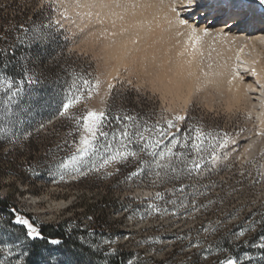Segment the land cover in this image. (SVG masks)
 Masks as SVG:
<instances>
[{
	"label": "rangeland",
	"instance_id": "rangeland-1",
	"mask_svg": "<svg viewBox=\"0 0 264 264\" xmlns=\"http://www.w3.org/2000/svg\"><path fill=\"white\" fill-rule=\"evenodd\" d=\"M77 11L74 0H0V50L14 47L16 58L27 56L28 49L18 42L24 29L44 28L52 36L46 47L31 49L32 60L27 63L41 81L32 93L36 107L27 128L30 135L15 143L0 140V197L10 199L17 212L39 231L43 228L46 232L64 221L69 230L84 231L78 238L89 258L94 255L104 260L103 253L114 249L130 252L134 262L147 264H218L228 256L239 264H264L263 249L253 247L264 235H258L264 232L258 223L264 219V179L257 175L264 171V135L256 136L255 146L245 154L259 128L251 102L238 96L228 78L217 82L207 79L216 65V59L207 55L199 60L194 76L177 75L174 61L182 46L177 40L182 42L184 37H176L175 28L147 40L127 33V48L121 46L116 52L115 25H108L100 16H85L76 25ZM49 24L51 28L44 27ZM239 71L245 76L242 82H249V70L241 67ZM75 74L93 82L98 78L100 86L91 99L74 107L73 113L81 114L88 108H107L112 114L123 110L149 125L160 121L164 127V117L186 115L182 128L194 123L205 130L227 132L237 141L235 151L220 160L211 173L166 183L154 184L148 175L126 180L138 167V161L132 159L119 165V172L110 177L101 172L61 179L47 166L72 151L68 142L75 134L68 133L73 122L60 117L58 109L60 89ZM109 83L114 87L106 96ZM181 185L185 186L182 192L178 191ZM156 192L164 193L165 200H176V204L155 200ZM181 200L185 207L179 206ZM149 203L167 211L147 215L144 209ZM241 230L243 236L235 235ZM17 238L30 254L31 245L37 253L27 264H45L50 254L61 264H99L68 249L60 240L52 244L56 239L42 234L26 240L22 225L0 224V242L11 244ZM197 243L198 247H192ZM226 244L233 246L234 254L225 249ZM245 256L249 259H241ZM3 259L0 257V264Z\"/></svg>",
	"mask_w": 264,
	"mask_h": 264
},
{
	"label": "snow or ice",
	"instance_id": "snow-or-ice-1",
	"mask_svg": "<svg viewBox=\"0 0 264 264\" xmlns=\"http://www.w3.org/2000/svg\"><path fill=\"white\" fill-rule=\"evenodd\" d=\"M113 7L122 8L126 12L129 5L121 4L119 0H74V8L85 10L84 14L87 16H92L94 9L99 10L96 12L97 16L107 10V15L122 19L120 13L112 11ZM130 7L135 9L140 5L132 4ZM169 10L175 14L169 20V24L175 27L176 37H184L182 42L177 40V44L182 45L176 52L174 61L177 75L185 73L189 77L195 75L199 60L204 55L202 51L204 38L212 35L210 30L212 25L216 23L221 25L215 33L214 40L223 39L224 41H227L228 33L233 27L241 25L264 27V0H173L169 5ZM183 12L188 13L189 16H183ZM80 14L81 12L77 11V15ZM196 17H201L203 23ZM44 27L51 28L52 26L49 24ZM110 35L115 34L110 33ZM51 40V34L44 31V28L34 27L31 30L24 29V36L18 38L19 44L28 49L27 56L16 58L14 47L0 50V140L15 143L20 139H27L30 135L27 128L31 124L36 107L32 93L35 91L34 86L40 84L41 81L27 67V63L32 60L31 49L34 46L44 48ZM130 42L135 44L136 40L132 39ZM261 43H264V38H261ZM240 52H243V47ZM20 60H24V63L21 64ZM245 63L247 62L242 61L238 53L236 63L231 66V77L228 80L230 85L234 80H244L239 70ZM251 63L255 64L257 61L252 60ZM17 66H19V74L13 75L10 69H16ZM200 71L203 72L202 69ZM251 71L254 75L256 74L255 68ZM99 86L98 78L93 82L82 74H75L71 82L60 89L61 106L58 114L73 122V128L68 135L75 134V138L68 142L72 148L70 154L57 158L53 164L47 166L49 169L54 168L61 179L65 175L76 178L89 173L101 172L104 176L110 177L119 172V165L132 159L138 161V167L125 177L126 180L148 175L154 178V184L166 183L178 181L185 176L191 177L193 174L211 173L220 160L227 159L229 152L235 151L237 141L227 132L215 129L205 130L202 125L194 123H189L187 127L182 128L181 124L187 121L186 115H175L171 119L164 117L163 124L166 125L164 127L160 121L149 125L142 118L129 115L123 110H117L115 114L107 108L99 111L88 108L81 114L71 111L77 105L91 99ZM113 87L112 83L108 84L106 96L111 93ZM248 89L254 91L251 85ZM260 89L261 95L264 96V84L260 85ZM261 105L264 106V100H261ZM261 116H264V112ZM43 126L41 124V127ZM256 135L259 137L264 133L257 131ZM255 143L256 141H253L248 145L245 154L252 149ZM60 147L57 145V149ZM141 154L148 159H144ZM245 159H247L246 155ZM29 167L31 169V166ZM109 167H112L113 171H108ZM36 174L39 175L38 172ZM257 175L264 179V171H258ZM256 182L260 181L256 180ZM184 187L181 185L178 191L182 192ZM155 200L176 204L174 199L165 200L162 192L155 193ZM192 204L195 205V200ZM179 206L185 207L183 200L180 201ZM124 210L128 211L127 208ZM133 211H139V209ZM166 211V208H161L154 203L147 204L144 209L147 215ZM10 212L14 216L12 223L23 226L26 240L41 237L37 226L28 218L19 214L14 208ZM258 223L264 226V219ZM235 235L243 236L244 231L241 230ZM18 241L19 238L11 244L0 242V257L4 258L3 264H27L24 258L30 253ZM50 243L58 244L59 241L52 240ZM105 243L113 242L105 241ZM192 247H198V243L193 244ZM253 247L264 249V235H261ZM94 250H98V246ZM17 252L19 256L16 255ZM103 254L105 257L114 256L116 251L110 249ZM241 259L249 258L245 256ZM45 264H61V261L55 260L50 254ZM127 264H134V259L130 258ZM218 264H239V262L228 256L219 260Z\"/></svg>",
	"mask_w": 264,
	"mask_h": 264
},
{
	"label": "bare ground",
	"instance_id": "bare-ground-1",
	"mask_svg": "<svg viewBox=\"0 0 264 264\" xmlns=\"http://www.w3.org/2000/svg\"><path fill=\"white\" fill-rule=\"evenodd\" d=\"M119 2L121 4L129 5L126 12L123 11L122 8L113 7L112 11L120 13L123 17L122 19L116 16L107 15V10L101 12L99 15L103 18L102 20H108V25L111 23L115 25L116 35L113 37L115 46L111 44V42L114 43L111 40L112 38L110 39L111 41H109V44L117 48L113 49L116 52L121 50V46L124 49L127 48L129 42L127 33H133L135 36L147 40V38L152 36L158 37L162 30L165 32L166 29L175 28L173 25L169 24V20L175 16V14L171 13L169 10V5L173 0H119ZM132 4H138L140 7L133 9L130 7ZM177 7L179 10V5ZM84 11L85 10H80L81 14L75 15V24L84 19L85 16L86 18L88 17L87 15H84ZM97 11L99 10H93L91 18L93 16L99 17L96 15ZM182 15L189 16L186 12H183ZM88 18L91 19L90 16ZM196 19L201 20V23H203L201 17H196ZM102 20L100 19L99 22ZM220 27L221 25L219 23L212 25L210 28L212 35L205 37L203 41L202 51L204 55L216 59V65L212 72L209 73L207 79L215 82L224 78L230 79L231 66L236 63V56L239 53L240 59L247 62L242 67L249 70L247 79L250 81L242 82L238 79L234 80V89L238 96H245L247 97L246 99L251 102V109L256 117V123L259 127L256 131L262 132L264 130V116H261V113L264 112V106L261 105V100H264V96L261 95L260 85L264 84V43H261V38H264V29H260L262 28L260 25L255 27L241 25L240 27H233L232 31L228 33L227 41H224L223 39L214 40L215 33ZM242 47L243 52H240ZM246 53H248V55ZM252 60H256L257 63L252 64ZM252 68L256 69L255 75L251 71ZM249 85L252 86L254 91L248 89ZM254 136L255 137L251 139L250 144L257 140V135L255 134ZM255 144L253 146H255Z\"/></svg>",
	"mask_w": 264,
	"mask_h": 264
},
{
	"label": "trees",
	"instance_id": "trees-1",
	"mask_svg": "<svg viewBox=\"0 0 264 264\" xmlns=\"http://www.w3.org/2000/svg\"><path fill=\"white\" fill-rule=\"evenodd\" d=\"M10 72L13 75L19 74V69H10ZM127 93V92H126ZM113 108V107H112ZM114 111V109L112 110ZM16 209V205L7 198H1L0 197V224L1 225H11L12 221L14 220L13 214L10 212L11 209ZM17 210V209H16ZM48 231H44L43 228L40 230L41 234L46 237L47 239H56L60 240L63 245H65L68 249H72L82 255H86L85 246L81 242H79V235L85 234L84 231H74V229L69 230L67 227V222H59L56 224L51 225L48 227ZM264 232L259 233L258 235L263 234ZM232 245L226 244L225 249L229 251L231 254H234L232 250ZM31 253L28 258L25 260L29 262L30 259L35 260L37 257V253L34 252V246L31 245L30 247ZM86 251V250H85ZM261 252L264 254V249L261 250ZM88 257V256H87ZM89 258V257H88ZM132 258V254L127 251H116V255L107 256L104 258V260H101V258H97L96 256H90V260L92 262L96 263H103V264H127V261ZM35 262V261H34ZM33 262V263H34ZM134 264H147L142 261L134 262Z\"/></svg>",
	"mask_w": 264,
	"mask_h": 264
}]
</instances>
